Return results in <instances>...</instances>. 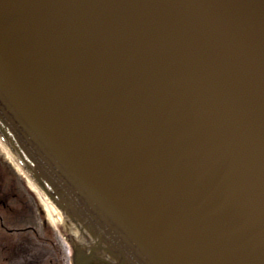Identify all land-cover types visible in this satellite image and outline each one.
Returning <instances> with one entry per match:
<instances>
[{
	"label": "water",
	"instance_id": "obj_1",
	"mask_svg": "<svg viewBox=\"0 0 264 264\" xmlns=\"http://www.w3.org/2000/svg\"><path fill=\"white\" fill-rule=\"evenodd\" d=\"M0 138L75 264H264V0H0Z\"/></svg>",
	"mask_w": 264,
	"mask_h": 264
},
{
	"label": "flooded vegetation",
	"instance_id": "obj_2",
	"mask_svg": "<svg viewBox=\"0 0 264 264\" xmlns=\"http://www.w3.org/2000/svg\"><path fill=\"white\" fill-rule=\"evenodd\" d=\"M50 208L0 149V264H72L69 221Z\"/></svg>",
	"mask_w": 264,
	"mask_h": 264
},
{
	"label": "bare ground",
	"instance_id": "obj_3",
	"mask_svg": "<svg viewBox=\"0 0 264 264\" xmlns=\"http://www.w3.org/2000/svg\"><path fill=\"white\" fill-rule=\"evenodd\" d=\"M3 149H4V151L7 153V155L9 156V158L14 162V164L19 168V164H18V162H17V159L15 158V156L8 150V148L7 147H5L4 146V144H3ZM20 169V168H19ZM21 170V169H20ZM36 190H38L35 186H34V184L30 181L29 182ZM39 192V191H38ZM45 200V199H44ZM46 201V200H45ZM51 215H53V213L51 212Z\"/></svg>",
	"mask_w": 264,
	"mask_h": 264
}]
</instances>
